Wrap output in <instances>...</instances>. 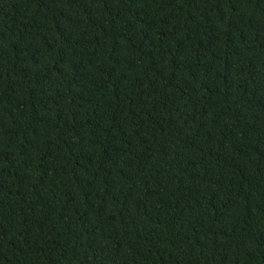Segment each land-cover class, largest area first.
Listing matches in <instances>:
<instances>
[{
	"label": "trees",
	"instance_id": "16d2710c",
	"mask_svg": "<svg viewBox=\"0 0 264 264\" xmlns=\"http://www.w3.org/2000/svg\"><path fill=\"white\" fill-rule=\"evenodd\" d=\"M0 264H264V0H0Z\"/></svg>",
	"mask_w": 264,
	"mask_h": 264
}]
</instances>
